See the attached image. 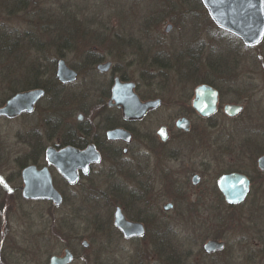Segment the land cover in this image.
Here are the masks:
<instances>
[{
	"label": "rangeland",
	"instance_id": "obj_1",
	"mask_svg": "<svg viewBox=\"0 0 264 264\" xmlns=\"http://www.w3.org/2000/svg\"><path fill=\"white\" fill-rule=\"evenodd\" d=\"M199 1L200 4L197 0H0V42L7 39L14 43L0 50V104L10 91L9 77L32 78L37 73L49 85L48 78L54 73L52 58H63L67 66L80 72L72 86L58 90L63 100L65 96L72 97L59 109L60 119L55 114L60 120V137L64 135L62 129L85 128L88 137L96 139L106 123L105 115L109 113L103 105L112 74L99 73L96 63L111 61L115 75L134 82L140 95L162 101L146 118L127 123L133 135L128 153L118 158L105 156L93 167L85 186L75 190L74 202L66 196L57 209L47 202L18 199L14 190L20 185L19 163L30 152L27 138H32L31 143L35 141L37 127L42 133L51 131V123L46 122L54 113L53 107L47 105L45 109L47 102H43L32 116L0 118V232L8 234L14 243H21L29 234H66L73 229L72 233L90 244L87 249L76 246L81 264H152V256L145 252L150 249L149 238L125 240L114 234L112 201L116 199L114 203L120 202L131 216L155 217L161 225L167 221V264H209L200 257L199 250L202 240L214 235L225 236L234 244L215 264H264V173L260 178L254 176L257 181L251 195L239 208H218L211 194L217 177L232 163L228 153L217 154V149L228 146L229 136H234L235 145L249 139L250 162L259 172L254 163L264 148V44L245 46L238 37L218 28ZM168 24L172 28L165 32ZM196 77L220 85L222 105L242 104V112L230 118L219 111L212 118L202 119L187 111L186 105L191 104L198 85ZM80 112L84 119L78 125L76 117ZM112 114L117 116L116 112ZM182 115H189L191 120L189 133H179L174 127ZM213 123L217 126L213 127ZM160 125L170 127L174 135L192 143L196 137L208 139L202 141L204 151L170 164L173 179L187 181L182 192H166L161 187L145 193L134 190L117 173L106 176L109 170L127 169V163L138 152V140L159 137L156 130ZM54 141L55 137L45 138L43 144L52 145ZM103 150L113 151L106 146ZM219 158L222 163L216 161ZM166 169L167 165L162 170ZM194 173L201 174L196 185L191 182ZM104 178L120 180L126 187H108ZM92 196L103 200L92 203ZM201 196L204 199L196 202ZM176 199L174 208L165 213L164 204L175 203ZM54 220L62 221L66 230L62 232L60 225L55 226L59 232L45 230ZM147 227L146 233H150L152 223ZM161 229L162 226L158 230ZM12 260H18L17 253L12 254Z\"/></svg>",
	"mask_w": 264,
	"mask_h": 264
},
{
	"label": "flooded vegetation",
	"instance_id": "obj_2",
	"mask_svg": "<svg viewBox=\"0 0 264 264\" xmlns=\"http://www.w3.org/2000/svg\"><path fill=\"white\" fill-rule=\"evenodd\" d=\"M165 32H169V31H165ZM262 44H264V38L258 45H262ZM59 59L60 58H57V59L52 58V60H51L52 64L54 65V73H53L51 78H48V81L50 82L49 85H46L43 81V76L37 75V73L32 78H28V77H26V75H24L23 78L20 77V79H16V77L14 79H12L9 77V84H10L9 90L10 91H9L6 99L0 104V107H2L4 104H6V102L12 96H14L17 93L35 90V89H40L43 91V94L35 101V103L33 104V108L30 111H22L19 114H16V115L11 116V117L6 116V115H0V118L5 119V120H14V119L22 118V117L32 116L36 113L39 105L40 104L42 105L43 102H47L45 107H44L45 109L47 108L46 107L47 105L50 108L53 107L52 109L54 110V113H52L53 111L51 110L52 112L49 114L50 120L48 119L46 122V124L51 123V131L50 132L46 131L47 133H45V132L42 133L40 131V128L38 129V127H37L35 129V132H36L35 133V135H36L35 141L31 143L32 138H27L30 140V142H26V143H28L26 146H28V148H30L29 149L30 152L28 154H26L25 159L19 163L20 170L18 171L17 177L20 181V185L16 186L14 189L16 191V197L18 199L26 200V201H33V202H47L48 204H50L53 207V209L60 208L62 206L63 202L65 201L66 196H69L68 199L71 203L74 202L75 190L85 186L84 183H86V181L88 179H90V177L92 175L93 167L95 165L100 164L102 161H104L105 156L109 155L111 157L118 158L123 154H127L128 151L130 150L129 146L133 141V135H132V132L129 129V127H127V123L140 121V120L146 118L152 111L156 110L157 108H159L161 106L160 105L159 107H157L155 109L148 110L142 118L131 119V118L124 117L123 106L117 105L115 103V101L111 99V88H112L116 79H118L122 82L123 81H129V80L123 79V76L115 75L117 73L113 70V64L111 61H110L111 66H110L109 70L104 71V72H100L97 70V65L99 63H103V62L96 63L95 69L99 73L110 72L112 74L110 82L108 83V86L106 89V95L108 96V99L106 101V105H103L104 108L106 109V111L108 110L109 116L105 115V122L106 123H105L104 127L102 128V130L97 133L98 137L96 139L93 137L89 138L85 128H81L79 130H75V129L71 130V131L69 130V134H70V136H72L74 141L70 140L67 142V139L65 137L59 136V129H58V128H60L59 127V120H58V118L55 117V114L57 116H59V96H58V90L59 89H58V86L60 84L63 86H66V85L72 86V84H74L78 80L80 72L78 71L77 68L70 67L77 72L76 80L73 82L61 83L59 81V79L57 78L56 73H55L56 64H57V61ZM200 84L209 85V86L215 88L214 86L207 84V83H200ZM200 84H198V85H200ZM198 85H196V86H198ZM215 89L217 90V93H218V99H217V105H216L215 112L209 116L203 117V116L199 115L196 112V110L193 108L192 100H191L190 105H191V108L193 110V114H195L199 118L207 119V118H212L219 111H222L224 113V115H226L230 118L237 117L242 112L244 106L241 104L243 106V108H242L241 112L238 113L237 115H235V116L227 115L223 109L224 105L225 104H238V103H230L229 102V103H224L222 105V97L223 96L221 95L220 91L217 88H215ZM134 92L137 94V96L139 97L141 102H145V101L153 99L151 96L145 97V96L140 95L138 93V91H136V85H134ZM193 97H194V91H193ZM193 97H192V99H193ZM112 112H116L117 116H115V114H112ZM79 114L82 115L81 119H79V117H78ZM181 117H185L189 121L188 128L186 130L180 129L176 125L177 119H179ZM76 118H77V122L79 123L78 125H81V123L83 122V119H84V115L80 112L77 114ZM177 119L174 122V127H175L176 131L179 133H183V134L189 133L192 129L191 120L189 118V115H182V116L178 117ZM118 120H119V122L117 123L116 121H118ZM107 122H111V123H107ZM215 124H217V123H213L212 126L213 127L217 126ZM114 128H122V129L129 131L130 136H131L130 141L126 143L123 139H120V138L108 139L106 132L108 130L114 129ZM157 130H156V134H157ZM166 133H167V137L164 140H162L160 137H154V138L145 137V138L139 139L138 140L139 141L138 152L135 155V158L133 159V161H131V163H127L128 166H126V167L130 168L131 170H129L128 168L127 169H120L117 171L109 170V171H111L108 173L110 175H106V176H109V178H110V176H115L118 174V175L122 176L125 181L127 180V183L129 182L130 186L134 190H136V191L141 190L142 192H145V193L160 190L161 187H164V190H166V192H169V191L182 192L180 190H182V188L187 186V181H185V180H183V181L174 180L172 177L174 171L170 168V164H171V162H175V163L181 162L182 160L187 159L189 156H191V157L195 156V154H197L199 151L205 150L204 149L205 145H202L203 138H197L196 137V138H194L195 143H192V141L189 142L186 138H184L180 135H174L173 130L170 129V127H168V126H166ZM194 133H197V131ZM41 134H44V136H40ZM54 137H55V141L53 142L52 145L44 146L43 141L45 138L52 139ZM221 138H223V137L221 136ZM207 141H208V139H205V141H203V142H207ZM234 141H235L234 136H229L228 146L222 147L223 151H222V149L220 150V148L217 149L218 156L221 153L222 154L228 153V156L233 158L231 161L232 163L228 162L230 164V166H229L230 168H228L226 171L224 170L221 172V174L217 177L216 182L212 186V189H211V191H212L211 194L214 196V199H215L214 205H217L218 208L236 209V208H239L242 205H244V203H246L247 199L251 195V191L256 184L257 180L254 176H258L260 178L261 173H264V169L261 170L258 166V159L264 155V148L261 150L259 157L257 158L256 162L254 163V164H256V167L259 171V172H257V170H255V167L252 168L253 165L250 162V158H251L250 156L252 154V149H251L252 143H250V141L248 139L242 143L241 142L238 143V145H235ZM89 145H93L95 147V150L100 155L101 160H100V162H97V163H91L89 165V172L87 174H84L82 172L81 168L77 169L78 179L75 183H69L61 175V173L58 172L55 165H53L52 163H48V161L46 159V150L49 147H51L57 151L60 150L61 148L65 147V146H71V147L76 148L78 150H83ZM104 146H106L107 150H113V151L111 153L104 151L103 150ZM219 151H221V152H219ZM162 154H163V158L160 159ZM156 156H158L159 158H157ZM163 160H164V163L161 164V161L163 162ZM216 161L218 163H222V160L220 158L217 159ZM159 165L163 166L162 169L165 168L167 165V169L166 170L161 169L162 171L158 169V171H157V168L160 167ZM28 166H35V168L37 170H40L44 167L47 168L49 175L51 177V182H52L53 187L60 193V195L62 197L61 204L56 205L53 201L48 200V199H32V198L23 196V194H22L23 182H22L21 172L24 168H26ZM127 170L129 172H127ZM250 171H254L255 175H252ZM182 172H185V169H182ZM157 173H158V175H157ZM230 173L242 174L249 180L248 192L241 202L228 203L225 200L223 193L219 189V186H218L219 177L223 174H230ZM257 174H259V175H257ZM195 175L199 176V181L196 184H199L201 181V174L194 173L192 175V178H191V182L194 185H196L193 182V178ZM109 178H104V182L107 184L108 187L109 186L110 187H112V186L119 187L120 186L121 188L126 187L125 185L120 184V183H122L120 180L109 179ZM8 180H10V179L8 178ZM123 183H125V182H123ZM118 184H120V185H118ZM174 184L177 185L176 188H175ZM201 199H204V197L203 196L199 197V201H196V202H201ZM176 201H178V200L176 199L175 203H170L171 209L174 208V206L176 205V203H177ZM211 206L212 205H210V207ZM117 208H119L121 210L125 219H127L129 221L140 222L143 224L145 232L142 236H132L129 238H125L123 236L122 232L118 229V227L114 223V214H115V211ZM165 213H167V210H165ZM107 221H109V219H106V223H107ZM50 222H48V223L50 224ZM149 222H151V223L156 222L158 225L154 227L155 224H152L153 227L150 229V233H146V230L148 228L147 226L149 225ZM160 223L161 222H159L158 219H156L155 217H148L145 220H141L139 218H135L134 216L129 215L126 211L123 210V208L120 205H115V207H114L113 216H112V225L114 227L113 232L115 231L114 234L116 233L117 235L121 236L125 240H144L145 238H149L150 249L145 250V252L147 253L146 254L147 256H149V257L152 256V259H150L153 262L152 264H167V221L164 222L163 225H161ZM161 226H162V229H161L162 232L159 231ZM72 232H73V229L71 232L66 233V234L65 233L44 232V231L41 233L39 232V233H35V234H29L28 235L29 238L28 239L24 238L21 243H14L8 234L0 232V264H49L50 258L52 256L62 257L65 255L66 250H68L71 254V259H70L68 264H77V263L81 264L82 259L77 254L76 246L80 245L84 249L85 248L87 249L90 246V244L87 241L88 246L84 247L82 245V242L85 239H81L80 237H77L75 235V233H72ZM209 240L222 241V242H224V247L220 250L207 252L204 249V245ZM201 243H202L201 248L199 250L200 257L203 260H208L209 264L210 263L215 264L216 259L221 254H224L226 251H228L234 247V244H231L228 241V239L225 238V236L220 237V236L214 235L212 237L204 238ZM54 247H57L58 250H55V251H53L54 249L50 250L51 248H54ZM171 251H173V249ZM186 252L191 253L190 251H186ZM13 253L18 254V260H16V261L12 260V254ZM171 254H175V252H173ZM178 254H180V253H178ZM138 255L139 254L137 253L135 256L137 257Z\"/></svg>",
	"mask_w": 264,
	"mask_h": 264
},
{
	"label": "water",
	"instance_id": "obj_3",
	"mask_svg": "<svg viewBox=\"0 0 264 264\" xmlns=\"http://www.w3.org/2000/svg\"><path fill=\"white\" fill-rule=\"evenodd\" d=\"M210 19L214 24L234 35H236L244 45L256 46L264 38V0H201ZM171 24H168L165 31H170ZM111 62H103L97 65L100 72L108 71ZM56 76L61 83L73 82L77 78V72L67 66L65 60L60 58L56 64ZM134 83L131 81L115 80L111 88V99L117 105L123 106V114L126 118H142L150 109H155L161 105V99L155 98L141 102L134 92ZM43 94L40 89L20 92L12 96L6 104L0 107V115L14 116L22 111H30L35 101ZM218 99L217 90L209 85L200 84L194 89L192 106L196 112L203 116H209L216 110ZM241 104H225L224 112L229 116H235L241 112ZM79 119L82 115L79 114ZM189 121L185 117L177 119L176 125L180 129L186 130ZM158 136L164 140L167 137L166 126L161 125L157 130ZM108 139H123L126 143L130 141L129 131L122 128L110 129L106 132ZM48 163L55 165L59 173L69 182L75 183L78 179L77 169L81 168L84 174L89 172L91 163L100 162V155L93 145L87 146L83 150H78L71 146H65L60 150L51 147L46 150ZM258 166L264 169V155L258 159ZM24 197L32 199H48L56 205L61 204L62 197L53 187L51 177L46 167L37 170L35 166H28L21 172ZM199 176L195 175L193 182L196 184ZM218 186L228 203L241 202L249 189V180L242 174L230 173L223 174L218 179ZM164 210L171 208L167 203L163 206ZM114 223L122 232L125 238L132 236H142L144 234L143 224L136 221H129L124 218L121 210L116 209ZM84 247L88 246L87 241H83ZM224 247V242L209 240L204 245L207 252L220 250ZM71 254L68 250L62 257L52 256L49 264H68Z\"/></svg>",
	"mask_w": 264,
	"mask_h": 264
},
{
	"label": "trees",
	"instance_id": "obj_4",
	"mask_svg": "<svg viewBox=\"0 0 264 264\" xmlns=\"http://www.w3.org/2000/svg\"><path fill=\"white\" fill-rule=\"evenodd\" d=\"M199 0H197V4H200L199 2H198ZM1 38H3V37H1ZM7 44L10 46V45H12L13 46V44L14 43H11V42H8L7 41V39H5L4 41H1L0 42V50L1 51H3V50H5V48H7ZM5 47V48H4ZM7 66H9V65H7ZM222 68V66L220 65V69ZM91 70H93V66H92V68H91ZM93 72L95 73V71L93 70ZM192 73V72H191ZM190 73V74H191ZM12 75H14V74H12ZM92 75H93V73H92ZM123 79H124V76H123ZM195 82H196V84H200V83H207V84H210V85H212V86H214L215 88H217L219 91H220V88H221V86L220 85H218V84H215V83H213V82H211V81H207V80H197V77H196V80H194ZM64 87L65 86H63V85H59L58 86V89L59 90H61V89H64ZM220 93H221V91H220ZM222 94V93H221ZM61 97L62 98H60V96H59V109L60 108H63V106H65V105H67L69 102H71V100H72V97H66L65 96V100H63V98H64V96H62L61 95ZM186 107H187V111H189L190 113H193V110H192V108H191V105L190 104H188V105H186ZM59 119H60V112H59ZM58 119V120H59ZM59 122H60V120H59ZM107 123H111V122H107ZM62 131H63V137H65L66 139H67V142L68 141H70V140H73V138H72V136H70V134H69V131H67L66 129H62ZM74 141V140H73ZM120 193H118V195H119ZM101 198V196H98V197H94V196H92V198H91V201H93L92 203H95V202H97V201H101V200H103V197L101 198V199H98V200H96L95 198ZM117 197V196H116ZM122 198H124V196H121ZM89 200V199H88ZM116 200V199H115ZM115 200H114V202H115ZM118 200V199H117ZM119 201V200H118ZM123 201V200H122ZM132 201H133V199H132ZM113 201H112V203L114 204V206L115 205H120V202H118V203H114ZM98 205V203L96 204V206ZM128 213V212H127ZM129 215H132V214H130V213H128ZM50 216H53V214H50ZM135 218H139V219H141V220H145V218H142V217H140V216H134ZM109 223V222H108ZM62 221L60 222V221H52V222H50V224L48 225H46V227H45V230H49V231H55V232H59V230H57L56 228H55V226H57V227H59V225H60V227H61V230H62V232L64 231V230H66L63 226H62ZM152 224H154V223H152ZM109 226L111 225L110 223L108 224ZM52 229H54V230H52ZM112 230H114V227H112ZM157 232V231H156ZM162 232V231H161Z\"/></svg>",
	"mask_w": 264,
	"mask_h": 264
}]
</instances>
